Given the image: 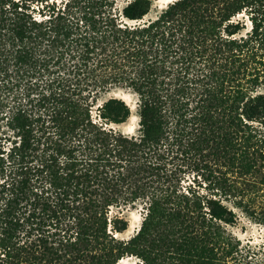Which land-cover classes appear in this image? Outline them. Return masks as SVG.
<instances>
[{"label":"trees","instance_id":"trees-1","mask_svg":"<svg viewBox=\"0 0 264 264\" xmlns=\"http://www.w3.org/2000/svg\"><path fill=\"white\" fill-rule=\"evenodd\" d=\"M115 1L0 0V264H233L214 195L228 166L264 186V0H173L146 19L153 0ZM243 10L260 23L236 36ZM116 87L138 97L136 133L112 125L131 115L104 98ZM185 166L211 196L181 189ZM137 204L118 238L111 210Z\"/></svg>","mask_w":264,"mask_h":264},{"label":"rangeland","instance_id":"rangeland-1","mask_svg":"<svg viewBox=\"0 0 264 264\" xmlns=\"http://www.w3.org/2000/svg\"><path fill=\"white\" fill-rule=\"evenodd\" d=\"M127 1L129 0H116L115 4L118 8H122ZM162 8L163 6H161L159 0H153L152 8L149 13L144 16V19L150 16H155ZM238 17L242 23H245V25L240 29L239 33H236V36L245 34L247 30L251 29L252 25L260 23V18L258 16L254 17L253 23L251 22L252 17L249 10H243ZM130 22L134 23L135 21ZM259 58L260 57L256 58V60ZM256 65H259V63ZM256 89L257 91L264 92V83H261ZM110 95L118 97L124 96L128 104L132 107L131 115L125 122L112 125L125 132L136 133L139 121L137 115V95L127 88L120 87L112 88L104 98H107ZM228 168V176L230 177L229 183L232 186L231 191L228 195L224 193H221L220 195V192H218V195H214V197L220 199L222 204L230 211V213L226 214V221H228L225 222L221 220L220 222L221 226L231 236V241L233 243V260L230 259V262H233V264L237 262H241L242 264H264V186L258 187V191L253 193L248 190L246 186H243L242 183L240 184L235 180L233 181V166H228ZM222 169H226V167H222ZM184 170L185 172L181 173L180 179L182 190L187 191L191 186L198 192L211 196L210 192H213L212 190L214 189L212 188L211 183H209L208 180L203 179L199 174L200 171H194L186 166L184 167ZM233 184L237 186L236 191L239 192V195H233ZM110 213L111 215L118 213L128 220L127 229L116 233L118 238L123 239H128L135 234L143 219V209L140 204L135 206L128 205L118 209L114 208ZM132 223L133 226H131ZM115 264L146 263L141 257L136 255H125Z\"/></svg>","mask_w":264,"mask_h":264},{"label":"bare ground","instance_id":"bare-ground-1","mask_svg":"<svg viewBox=\"0 0 264 264\" xmlns=\"http://www.w3.org/2000/svg\"><path fill=\"white\" fill-rule=\"evenodd\" d=\"M171 1H173V0H159V2L161 3V6H165V4H168L169 2H171ZM248 20V19H247ZM250 22V21H249ZM130 23V22H129ZM132 23V22H131ZM122 99H124L125 101H126V99H125V97L124 96H120ZM127 102V101H126ZM131 107V106H130ZM135 107V106H134ZM131 109H132V107H131ZM138 219H140V218H138ZM138 219H137V221H138ZM137 225V224H136ZM131 226H133V223L131 224ZM135 226V225H134ZM137 227H139V226H137ZM119 261V260H118Z\"/></svg>","mask_w":264,"mask_h":264}]
</instances>
